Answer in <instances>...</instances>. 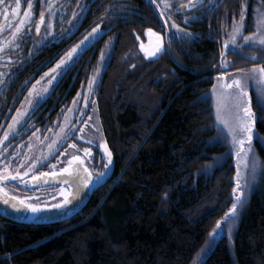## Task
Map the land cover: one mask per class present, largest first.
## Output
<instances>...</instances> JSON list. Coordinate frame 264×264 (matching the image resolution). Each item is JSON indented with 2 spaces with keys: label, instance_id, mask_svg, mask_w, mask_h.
<instances>
[{
  "label": "trees",
  "instance_id": "obj_1",
  "mask_svg": "<svg viewBox=\"0 0 264 264\" xmlns=\"http://www.w3.org/2000/svg\"><path fill=\"white\" fill-rule=\"evenodd\" d=\"M263 1L224 2L221 11L234 9L232 25L244 6L243 36L257 37L227 51L231 68L255 61L264 67ZM135 5L137 15L131 0H109L106 9H120L122 19H113L114 38L81 58L108 64L92 76L101 78L96 107L115 158L112 175L66 220L30 224L0 215V264H264V108L257 101L264 102V87L255 79L250 87L256 138L240 186L244 202L228 219L237 171L208 94L224 70L221 37L213 33L226 17L214 19L211 40L210 10L201 21L188 14L186 32L196 35L175 37L169 50L148 59L140 53L146 29L167 35L155 5ZM84 37L77 34L70 48ZM218 220L224 227L212 237Z\"/></svg>",
  "mask_w": 264,
  "mask_h": 264
},
{
  "label": "flooded vegetation",
  "instance_id": "obj_2",
  "mask_svg": "<svg viewBox=\"0 0 264 264\" xmlns=\"http://www.w3.org/2000/svg\"><path fill=\"white\" fill-rule=\"evenodd\" d=\"M108 1L79 0V4L84 6V11H81L77 0H32V8L29 10L34 17L29 25L31 31H27L20 39H17L19 33L26 31L21 23L24 11L28 8L26 0H20L19 11L15 14L11 12V8L17 6L16 0H5L4 4H0V153H4L3 156H0V159L3 160L0 169H4L0 174L7 176L9 173L16 175L19 172L25 175L22 179L4 184V188L26 193L59 191L65 187L60 185L31 187L30 181L40 176V173L57 172L61 168L70 166L68 161L74 155L81 157L86 165L91 164L94 173L104 171L103 164L106 163V159L100 148L85 142L93 137H96L98 141L100 138L98 136L90 138L84 133L87 132L88 127L94 129L96 123L97 127L103 126L100 110L96 107L97 90L101 84V78L92 76V73L95 72L93 68H99L100 65L107 67L108 64L105 61L81 60L84 57L82 55L70 70L65 71L58 80H53L51 84H49V80L53 78V74L49 73V69H54L57 61L69 51L70 41L77 34L84 33L87 36L98 23L106 30L97 43L83 52L84 55L91 58L95 52L100 50V42L104 43L106 47L109 39L114 38L117 24L113 19L116 18L120 23L122 19L121 13H119L120 9L117 10L120 17L116 14L112 17L107 16L106 3ZM116 1L121 3L129 0ZM131 1L133 12L137 15L135 4L138 0ZM201 1L198 0L196 4H200ZM165 2L171 5V11L165 10L161 0L159 2L161 7L154 6V8L161 28L168 39V31L175 34V29L171 27L173 22L186 31L187 23L184 18L188 14L195 17L200 16L198 21H201L202 11L210 10L208 37L211 40H214V35L210 33L216 23L214 19L217 20L216 16L219 14L226 17V22L222 23V26L219 24L221 26V29L218 30L220 33L217 31L213 33L217 39L221 37L220 44L222 47L224 46V39L232 30L229 20L234 16L233 8H230L226 13L221 11L226 7L225 0H204V3L193 8L183 7L187 5L188 0H165ZM50 5L51 15H49ZM42 11L44 12L43 21L40 16ZM74 11L77 12L79 20L84 15L77 32L62 42L48 40L42 44L41 41L46 34L51 33L59 36L63 29L69 28V20L73 19ZM161 12L164 13L162 17ZM244 20H246V16H244ZM119 22L117 23L119 24ZM37 23H41L38 32ZM176 37L182 38L179 35ZM13 40H15V45L12 44ZM238 42H240V38H238ZM46 73L48 75H45ZM93 77L95 78L93 89L90 90L88 81ZM44 90L47 91L44 92ZM42 93L44 99L33 110V104L38 95ZM85 97L88 98L85 99ZM74 98L76 103L73 102ZM72 109L77 110L72 111ZM21 114L23 115L16 124L15 132L10 134V139H5V132L9 130V125L13 124V117ZM83 123H86L84 131L80 130ZM62 125L69 127L76 125L74 134L61 139L67 130ZM81 135L84 140L79 139ZM85 148L90 149V155L86 156ZM33 161H37V163L33 164Z\"/></svg>",
  "mask_w": 264,
  "mask_h": 264
},
{
  "label": "snow or ice",
  "instance_id": "obj_3",
  "mask_svg": "<svg viewBox=\"0 0 264 264\" xmlns=\"http://www.w3.org/2000/svg\"><path fill=\"white\" fill-rule=\"evenodd\" d=\"M28 4V8L25 9L24 11V18L21 19V23L24 25L26 31H21L19 35L17 36V39L23 38V36L26 34L27 31H31L29 25L31 24L32 20L34 17L32 16V13L29 11L32 8V0H26ZM162 3H164V8L167 11H171V5L165 2V0H161ZM5 0H0V4H4ZM78 6L81 11H84V6L79 4V0H77ZM148 3L151 5H155L157 8H159V4L157 0H148ZM196 3H198V0H188L187 5H184L183 7L186 8H191L195 7ZM16 7L11 8V12L13 14L17 13L19 11V5H20V0H16ZM111 6H109L110 8ZM51 5L49 6V15H51L50 11ZM177 11H179V8H177ZM106 12L110 15H115L117 13H111L109 9H106ZM161 17L164 15L163 12L160 13ZM41 21L44 19V12L42 11L41 14ZM171 19V17H169ZM193 17H185L184 21L187 23L190 20H192ZM244 21V6L242 5L241 10H240V22H236L235 20L233 21L232 25V32L229 34V41L226 42L225 44V52L221 53V56H225L227 51H235L237 47V39L240 38L244 43H248L251 41H256L257 37L256 34L250 35V36H243L242 35V28L244 26L243 24ZM79 16L77 12H73V19L69 20V28L68 29H63L59 36L55 34L48 33L45 35L44 39L41 41L42 44L46 43L48 40L52 41H63L64 39H68L71 37V35L74 34L76 30H78V25H79ZM260 23L264 24V20H261ZM173 29H175V34H173L171 31H168L167 34L169 35V41L168 43L170 44L171 40L176 37V35H179L180 37L188 36V37H194L196 34L195 33H190L186 32L183 29L179 28L178 25H176L174 22L171 25ZM36 29L37 32L40 29V23L36 24ZM105 28L101 27V24H96L94 28H92L91 32L88 33L87 36L84 37L83 40H81L78 44L72 46L69 51L60 58L59 61H57V65L54 69H49V73L53 74V78L49 80V84L53 83V80H58L60 76L64 74L65 71L70 70V68L75 64L76 60L83 55L84 51H87L88 47H91L95 43L98 42L99 39L102 38ZM151 29H147V32L151 33ZM261 34L259 35V40L258 43L262 46H264V29L260 30ZM15 35V34H14ZM12 44L15 45V40L12 41ZM143 47V46H141ZM169 50V48L163 46V45H158L157 48L153 52H146V55L149 56H155L159 53H162L163 51ZM103 54V53H102ZM249 59H255V57H248ZM99 69H97L98 71ZM45 75H48L47 73ZM223 75V73H221ZM94 77L90 78L88 83H89V88L94 83ZM255 79L261 87H264V67H260L257 65H254L251 69H248L247 71L244 69H239L236 72L235 77L232 79L231 84L229 85V88L231 89V92L233 95L229 97V100L231 102V107L235 111V126L234 127H229V131L232 134V140L234 144H239L241 148L243 149V146L245 145V142L248 143V151H251V142L253 140V137L256 135L254 132V113L251 110L250 104H249V98H248V81ZM216 85H213V89H215ZM30 92L32 91L31 89L29 90ZM47 90H44L46 92ZM78 95H80L78 93ZM44 99V94H40L37 97L36 102L33 104V110L35 107L39 105L40 102ZM87 99V97H85ZM258 103H260V106L264 108V102H260L259 96L257 97ZM74 103H76V100L74 98ZM94 103V102H93ZM77 109H72V111H76ZM19 112V110H17ZM23 114L20 116H15L13 117V124L9 125V130L5 132V139H10L11 138V133L15 132V127L16 124L21 120ZM219 118V117H218ZM62 127H65L67 130L64 132L63 136L61 139L73 135L74 134V129L76 125H73L71 127L67 125H62ZM97 131H99V128H97ZM239 137V139H237ZM79 139L84 140V137L81 135ZM93 146H98L99 148H102L104 151L102 153L103 156L107 157V163L103 164L104 171L103 172H98L96 175L93 177L92 173L89 172L88 168H84L85 172H88L89 178L84 181L85 187H89L91 183H99L107 174L110 165L112 164V152L111 150L107 147L106 143L103 141V138L100 137L99 141L97 140L96 137H93L91 140L85 141ZM51 147V145H50ZM74 147V146H73ZM84 153L86 156L90 155V149L85 148ZM242 155L246 154L245 152H241ZM4 153H0V156H3ZM72 160H78L80 161L81 164L84 163V160L81 159L79 156H73L71 159L68 161L69 164H71ZM3 163V160L0 159V164ZM37 161H33V164H36ZM4 169H0V173H3ZM61 172H66L68 171L67 167L61 168ZM253 175H255V172L253 170ZM22 174L17 172L15 176L11 175H3L0 174V182L3 181H9V180H16L18 179ZM41 176L44 175H54V173H40ZM3 189L0 188V191ZM237 189H234V192H236ZM243 196L238 195L235 197V201L232 204L231 208L229 209L228 213H225V217L228 219H233L237 215V209L239 206L243 204ZM2 203L6 205L7 207L11 208L12 210L16 212L21 211V205L24 204V201H20V204L13 203L11 200H3ZM72 203L71 200H69L67 197H65L60 203H55V204H39V203H28L26 205L27 211L37 214L41 213L42 211L50 208H56V209H61V208H66L68 204ZM39 218V217H37ZM224 219V218H222ZM217 228L213 230L212 233H210V236L214 237L216 232L221 230L224 225L221 223L220 220L217 222Z\"/></svg>",
  "mask_w": 264,
  "mask_h": 264
},
{
  "label": "water",
  "instance_id": "obj_4",
  "mask_svg": "<svg viewBox=\"0 0 264 264\" xmlns=\"http://www.w3.org/2000/svg\"><path fill=\"white\" fill-rule=\"evenodd\" d=\"M204 3V0L200 2ZM196 4V6L200 5ZM89 5L87 6L84 14L86 13ZM193 8V7H191ZM84 19V15L81 17L79 20V25L82 24V21ZM41 27V23H40ZM77 32V30L74 32V34ZM73 34V35H74ZM71 35V37L73 36ZM166 46L168 47V37H166ZM224 69V67L222 68ZM235 72H229L228 74H234ZM226 76V74L220 75L215 77V80L219 77ZM249 82V81H248ZM211 90V89H210ZM209 95H211V91L208 92ZM248 98H249V104L251 107L252 112L254 113V132L256 133V120H257V115L255 111L253 110V102H252V97H251V88L248 84ZM214 112V111H213ZM99 128L100 131V137L103 138V141L106 143L107 147L111 150L110 146L108 145L107 139L105 137V132L103 129V126L101 125ZM256 138V135L253 137L252 140V147L251 151H248V149H244L245 147L243 146V149L241 148L238 150V154L241 155V152H246L248 154L247 162L243 166H239V163L237 162V155L233 151L234 154V164L236 165V176H235V182L236 186L235 189H237L236 192H234V196L241 195V181L242 178L245 176L246 170L249 165V158L251 157L253 146H254V140ZM100 151L103 153V149L100 148ZM112 152V150H111ZM77 156V155H74ZM106 159L107 163V157L104 156ZM115 165V158L114 154L112 152V164L109 167L108 174L99 182V183H91L89 187H85L84 181L89 178L88 172L84 171V168H88L89 172L92 173L93 177L96 175L92 171V165L91 164H81L80 161L78 160H72L70 166H66L68 168V171L66 172H48V173H54V175H44V176H38L30 181L31 187H40V186H46V185H60L65 188H61L57 193L54 195L48 197H39V195L35 194L41 193V191H36L33 193H26L22 192L20 190H12V189H7L4 188L3 185L9 182L17 181L19 179H22L25 177V175H21L18 179L16 180H9V181H3L0 182V188L3 190L0 191V215L17 221V222H22V223H30V224H45V223H54V222H59L66 220L72 216H74L76 213H78L89 201L91 198L93 192L95 189L100 187L102 184H104L107 179L112 175L113 169ZM15 176V175H13ZM67 188V189H66ZM44 196V194H43ZM65 197H67L69 200L72 201V203L68 204L66 208H61V209H56V208H50L42 211L41 213L33 214L26 209V205L28 203H39V204H55V203H60ZM3 200H11L13 203L20 204V201H24V204L21 205V211L16 212L12 210L11 208L7 207L2 203ZM39 217V218H37Z\"/></svg>",
  "mask_w": 264,
  "mask_h": 264
},
{
  "label": "rangeland",
  "instance_id": "obj_5",
  "mask_svg": "<svg viewBox=\"0 0 264 264\" xmlns=\"http://www.w3.org/2000/svg\"><path fill=\"white\" fill-rule=\"evenodd\" d=\"M211 1H213V0H211ZM157 2L159 4L160 0ZM262 3L264 4V1ZM160 7H161V5L159 4V8ZM148 29H151L152 31H151V33H149V32H147V29H146V31H145L146 38H144L143 40L141 39V41H140V53L145 58L152 59V58L159 56L161 53H159L155 56H149V55H146V52H153L157 48L158 45H163L166 47V38H165L164 34L161 33L160 31H158L154 28H148ZM243 29L244 28H242V34L244 32ZM231 32H232V30L229 31L227 37L224 39V46H223L224 51H225V44H226V42L229 41V34ZM246 36H249V34H246ZM258 40H259V37H258ZM168 41H169V39H168ZM141 46H143V47H141ZM168 46H169V44H168ZM258 63H259V61H255V62H252L250 64H245V65L239 66L238 68H231L229 62L226 60L225 57H223L222 58V66L224 67V70L219 71V74H217L216 77L220 76L221 73L226 74V76L217 78L215 80V83H213V85H216L215 89H213V85H212V87L210 88L211 90H209V91H211L210 99H211L212 105H213L215 120L220 127L225 128V130H226L225 132L227 134L229 133L228 138L230 141V145H231V148L234 150V152L237 155V162L239 163L240 167L243 166L244 164H246L248 154L246 152H245L246 154H244V155L238 154V150L241 149V146L238 143L237 144L233 143L232 134L229 131V127L235 126V111L231 107V102L229 100V97L231 95H233V93L231 92L229 85L231 84V81L235 77L236 73L231 74V75L228 73L229 72H235L239 69H244L247 71L248 69H250L254 65H257ZM245 67H247V68H245ZM253 80H250L248 82L250 87L252 85ZM92 89H93V86H91L90 90H92ZM85 126H86V123L85 124L83 123L82 129L80 128V130L84 131ZM97 128H98L97 123H96V127L94 129L91 127H88L87 132H85L84 135H86L90 138H92L93 136H98L100 138V131H97ZM237 139H239V137H237ZM244 147H245L244 148L245 150L248 149V143L247 142H245ZM251 147H252V142H251ZM57 192H58L57 190L56 191H42L41 193L36 192L35 194L39 195V197L42 198V197H46V196L50 197ZM43 194H44V196H43Z\"/></svg>",
  "mask_w": 264,
  "mask_h": 264
}]
</instances>
